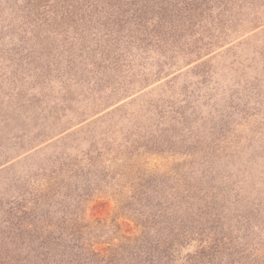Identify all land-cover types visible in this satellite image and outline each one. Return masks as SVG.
<instances>
[{
    "label": "rangeland",
    "instance_id": "1",
    "mask_svg": "<svg viewBox=\"0 0 264 264\" xmlns=\"http://www.w3.org/2000/svg\"><path fill=\"white\" fill-rule=\"evenodd\" d=\"M9 264H264V0H0Z\"/></svg>",
    "mask_w": 264,
    "mask_h": 264
},
{
    "label": "trees",
    "instance_id": "2",
    "mask_svg": "<svg viewBox=\"0 0 264 264\" xmlns=\"http://www.w3.org/2000/svg\"><path fill=\"white\" fill-rule=\"evenodd\" d=\"M6 260L9 259H7L5 256L2 257V255H0V264H9V262Z\"/></svg>",
    "mask_w": 264,
    "mask_h": 264
}]
</instances>
